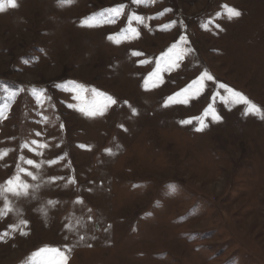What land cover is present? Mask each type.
<instances>
[{
    "label": "rangeland",
    "instance_id": "rangeland-1",
    "mask_svg": "<svg viewBox=\"0 0 264 264\" xmlns=\"http://www.w3.org/2000/svg\"><path fill=\"white\" fill-rule=\"evenodd\" d=\"M17 4L0 13V109L7 105L0 190L17 175L31 187L27 196L0 192V209L5 197L12 208L0 218V235L7 233L0 264H264V119L246 115L248 105L232 103L218 87L264 112V0ZM121 4L115 23L82 26ZM228 8L241 15L229 18ZM134 13L144 18L131 23L138 35L110 40L125 33ZM181 36L187 51L179 67L146 89L157 58ZM205 71L214 80H205L201 92L164 106ZM69 82L116 103L94 118L69 109L77 103L65 89ZM33 89L43 95L37 99ZM210 105L221 121L204 117ZM197 117L207 124L202 131L195 130ZM45 248L67 260L34 256Z\"/></svg>",
    "mask_w": 264,
    "mask_h": 264
},
{
    "label": "snow or ice",
    "instance_id": "snow-or-ice-1",
    "mask_svg": "<svg viewBox=\"0 0 264 264\" xmlns=\"http://www.w3.org/2000/svg\"><path fill=\"white\" fill-rule=\"evenodd\" d=\"M143 2V0H132L133 4H141ZM6 5H10L11 8L15 9L18 7L17 4V0H0V13H3L5 11V7ZM125 5L121 4L117 7H113L111 9H108V13L109 16L108 18H104L103 15L98 19L96 16H92L89 18L88 21L84 22V25L82 26H88V27H93L96 26L97 24H112L115 23V19L114 18H119L124 11ZM167 11H171V9H168ZM228 15L229 18H234V17H239L241 15V12L239 10H235L232 8H228ZM132 21H138L139 23L143 24L144 23V18L140 15L137 14H133L130 18H129V28L125 31V33H121L120 34V38L117 37H113V36H109L108 38L110 40H114L117 44L120 43L121 39H129L130 36L129 34H131V36H137L138 32L136 28L131 27V23ZM186 41V38L181 36L180 37V43L179 44H173L166 52L162 53L161 56L159 58H157L156 60V66H155V70L151 73H149L148 77L145 79L144 81V86L147 89L149 87V81H152V86H158L160 83H162V76L161 73L163 72H171L174 68H178L179 67V61H181L184 58L185 52L187 51L186 49L183 48V43ZM132 55L134 56H139L141 55V53L139 52H133ZM149 61L147 60H143L140 61L141 64H146ZM205 80L208 81H212L214 80V78L207 72H203L198 79L194 80L191 82V84H189L186 88L182 89L181 92H177L172 96H169L165 102V107L169 106V104L172 103H187V99H178L180 97H183L185 94H190V93H199L201 92L204 87H205ZM219 88L225 89L227 92H229L231 94V102L232 103H241V104H245L248 105L247 111H246V115L249 113H255L257 115L260 116L261 119H264V112L261 111V109L259 107H257L255 104H252L251 101H249L247 99V97H245L244 95H242L239 92H235L234 90H232L231 88H228L226 85L224 84H219L218 85ZM65 89L68 91H72L74 93L73 95V99L77 101V103H68L66 105L67 108L69 109H75L79 112H81L82 114H84L85 116L94 118L98 115L102 116L104 115L105 110L107 109V107L109 105L115 104L116 100L105 94L102 93L100 91H98L95 88H85L82 85H76L74 82H69L68 85L65 86ZM85 93H90V97L86 98L85 97ZM12 95H15V93H13ZM32 95L37 97V99H39L42 95H43V91H38L36 89L32 90ZM217 96H219V92H217L215 95H213L212 100L213 102H215ZM103 101V103L101 104L100 101ZM126 103V102H125ZM7 108V105H5L4 109H0V119L6 118L5 116V109ZM133 115L136 114V110L132 109ZM211 114L212 120L214 122H219L222 120V117L212 108V106H209V109H207L204 113V117H208ZM196 120L199 121V125L196 127V131H202L205 127H207V124L204 123V118L202 117H197L195 118ZM181 124H191L192 120H183L180 122ZM61 127H63V125H61ZM37 136L40 135L39 132L36 133ZM33 144H35L37 146V148H45L47 147V145L45 144H40L37 141H32ZM25 147H28V145H25ZM80 147H84L83 145H81ZM31 151L35 154V155H40L39 152H36L35 149H31ZM109 154L110 153V150ZM2 158V157H0ZM23 159V158H21ZM59 159H63V157H59L57 158V160H50L48 161L49 165H52L56 162H58ZM25 163L29 166H33L36 168H39L40 165L37 164L34 160L32 159H27L25 160ZM21 172H24L25 175L31 177L33 180L37 179L36 176L33 175V173L31 171H27L26 169H21ZM56 179H63V177H53L52 180L53 182ZM75 179H69L68 183L71 184H75ZM31 186L26 183L25 181H23L21 179V177L19 175L15 176L12 179H9L6 182V187L2 190H0V192H6V193H11L13 195L16 196H27L28 195V190ZM56 202L54 201H49V204H55ZM76 203H83L82 199H77ZM12 208L10 206V202L7 201V198L5 197V207L3 209H0V218H3L7 213L11 212ZM43 211V210H42ZM46 215V213H45ZM21 223L27 227L28 225V221H21ZM10 227H12V229L15 231L16 230V225H10ZM22 235H27L26 232H21ZM7 233H4L2 235H0V242H3L2 240V236H6ZM81 239H83V237H81ZM46 252H51V253H55L57 256L63 257L64 260H67V256H65V254L63 252H61L59 249H41L39 253H35L34 256H39L41 255V253H46Z\"/></svg>",
    "mask_w": 264,
    "mask_h": 264
},
{
    "label": "bare ground",
    "instance_id": "bare-ground-1",
    "mask_svg": "<svg viewBox=\"0 0 264 264\" xmlns=\"http://www.w3.org/2000/svg\"><path fill=\"white\" fill-rule=\"evenodd\" d=\"M9 24V23H8Z\"/></svg>",
    "mask_w": 264,
    "mask_h": 264
}]
</instances>
